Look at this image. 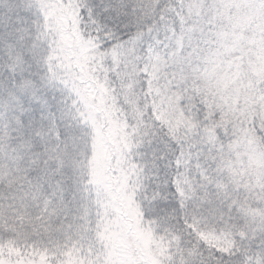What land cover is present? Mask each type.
I'll use <instances>...</instances> for the list:
<instances>
[{
    "label": "snow or ice",
    "instance_id": "obj_1",
    "mask_svg": "<svg viewBox=\"0 0 264 264\" xmlns=\"http://www.w3.org/2000/svg\"><path fill=\"white\" fill-rule=\"evenodd\" d=\"M0 264H264V0H0Z\"/></svg>",
    "mask_w": 264,
    "mask_h": 264
}]
</instances>
